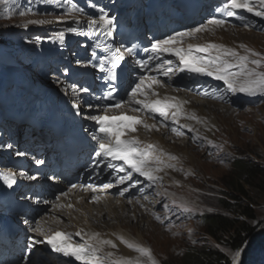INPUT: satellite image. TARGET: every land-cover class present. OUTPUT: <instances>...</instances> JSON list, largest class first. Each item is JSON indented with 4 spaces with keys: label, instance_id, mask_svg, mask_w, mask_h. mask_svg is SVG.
<instances>
[{
    "label": "snow or ice",
    "instance_id": "1",
    "mask_svg": "<svg viewBox=\"0 0 264 264\" xmlns=\"http://www.w3.org/2000/svg\"><path fill=\"white\" fill-rule=\"evenodd\" d=\"M12 0H0V6L7 7ZM31 2V0H29ZM43 3L48 5H55L62 7L66 5L64 15L66 17H76L85 15L84 9L80 8L75 3H70L69 0H64L62 5L61 0H43ZM95 7V5H90ZM238 10L250 13L252 16L264 18V0H223L221 8H217L216 12L221 13L222 17H237L241 20L244 19L239 15ZM15 13L11 9L8 10L7 18H12ZM20 17L27 15H36L30 8L20 10L18 12ZM60 19L59 17L57 18ZM52 23L48 19H29L23 25H44ZM79 24V21H76ZM227 24L225 18H218L212 16L203 23L191 27L185 31H177L174 34L168 35L166 38L158 39L151 44L150 48H144L145 53L167 54L175 57L179 64L173 68L172 60H165L163 63L169 65L166 70H163L162 64H157L155 70H163V75L171 79L173 75L180 72L188 74H198L207 76L216 81L223 82L222 93H231L233 95L242 93L246 96L264 95V55L247 48L244 44H240L238 51L236 48L226 47L219 43H204V44H191L183 47V42L187 39H195L198 34L205 32H214L216 29L224 28ZM248 25H245L247 27ZM69 33L78 35H96L97 43L96 49H101L102 53L98 54L93 51L92 60L96 61L95 64H90L97 72L102 75L98 77L107 83L108 91L103 97L97 99L111 100L113 93L117 91L115 82L120 81L124 74L128 72L126 67V57H133L136 55L135 48L118 46L114 47L112 43H106L113 37L114 33V18L110 17L103 7L98 9V18H88L87 31L80 27L69 26L66 29ZM56 39L63 44L65 39V31H60ZM150 57L148 60L137 59L135 64L139 66L141 73L149 69ZM77 63H81L77 61ZM130 90H126L127 99L116 100L112 105L103 106L98 114H88L84 118L90 119L95 124V129L92 132V139L96 142L97 148L94 152V159L100 158L107 160V168L112 169L110 175L115 180L116 185H124L129 181L128 187H124L120 192V196H124L129 191L130 187H136L140 183L139 179L134 180L136 177H142L148 181V186L156 183L161 179L157 175L163 168H173L170 163H165V157L169 161H174L175 156L168 155L156 145L148 143L144 144L138 138L129 135L137 131V126L140 125L146 130L156 129L159 130L156 123L148 124L146 119L151 115H157L162 118L160 127L164 126L163 121L169 119L173 123H178L180 118H187L197 120L195 114H185L184 102L178 100L176 97H163L155 98L158 93L153 90L154 85L162 87L163 85L155 76L141 74L135 81L129 80ZM82 92H89L90 89L82 88ZM221 91V90H217ZM72 92L75 95L77 89L72 87ZM201 95H208L207 90ZM155 98V99H153ZM224 98L223 94L220 96ZM85 103H88L85 101ZM138 106V107H136ZM88 107L93 105L88 103ZM99 108V106H96ZM72 108L77 109V115H80L79 109L81 104L78 102L72 103ZM119 110L118 115H108L111 111ZM127 113H138L139 115H130ZM187 127L180 125L179 128L173 127L172 133L176 136H183L184 133L180 129ZM189 132L193 129L188 127ZM192 139L198 141L203 137L193 134ZM209 145L215 147L212 141H207ZM17 156H25L23 152H17ZM122 162V163H113ZM44 161H37V164H43ZM123 173L124 175H118ZM23 176L24 173H21ZM27 179L37 180V175L28 176ZM3 181L7 187L11 188L16 183L11 173L3 176ZM113 187L112 182L103 183L99 188L92 183L87 185L72 184L68 192L56 196V202L53 203V209L65 207V205L58 203L61 196L67 197L69 192L74 189L81 188L83 191L92 193L104 192ZM101 199L98 195H93L90 202H97ZM145 199L147 197L145 196ZM131 202V201H129ZM43 203L48 204V200H43ZM139 203V201H137ZM68 209H72L71 203L67 204ZM184 212H191L192 209L184 204L178 205ZM160 219V217H156ZM60 223V220L56 221ZM35 227L32 231L36 234L35 239L29 238L24 255L21 258V264H44V257L49 253L47 249H42L37 245L45 244L50 246L51 253L61 254L63 257L73 258L79 264H157L153 258L151 250L142 247L138 244L126 240L122 236H117L116 239L120 244L124 245L129 250L137 253L135 258L115 257L112 251L104 252L105 247L116 249L117 245L111 239H101L100 234L96 232H89L83 229H78L75 233L65 231H48L42 226L40 220H35ZM31 227V225H30ZM43 237V239H40ZM78 237L79 240H76ZM244 246L232 250L229 255L231 256V264H240V258Z\"/></svg>",
    "mask_w": 264,
    "mask_h": 264
},
{
    "label": "rangeland",
    "instance_id": "2",
    "mask_svg": "<svg viewBox=\"0 0 264 264\" xmlns=\"http://www.w3.org/2000/svg\"><path fill=\"white\" fill-rule=\"evenodd\" d=\"M9 9L15 13L10 19L7 18ZM20 10H22L21 0H12L7 7L0 6V15H2L0 17V35L4 41L8 42L12 51L17 53V58L35 53L42 46L45 47L44 40L48 34L62 23L61 21L54 22L53 16L49 15L36 14L20 17L18 14ZM29 19H48L52 23L24 27L23 25ZM55 23L59 24L55 25ZM237 29L242 30V34L248 35L250 40L255 41L254 51L264 55V35L245 28H232L231 32H237ZM1 54L2 50H0ZM14 59L9 63V67L14 64L13 61L15 63L24 62ZM25 63L11 66L10 69L15 73L29 71V67ZM23 68L24 70H22ZM19 74L16 73V76ZM9 87L13 90L14 84L8 83L7 88ZM259 96L262 97L258 105L247 106L245 103H236L229 106L219 104L221 107L216 108L206 106L210 113V126L206 129L200 127L194 129L200 137H203L202 144L194 146L187 140H183L185 145L182 152L188 149L189 155L194 158L195 165L193 164L192 174L187 172V167L177 164L178 169L175 170V174L165 171L164 175H161L162 179L157 188L159 195L156 200L157 205L161 207L164 202L175 206L184 204L197 214L195 220L181 226L164 227L154 223L147 215V211H142L134 205L121 203L119 208L123 209L116 210L117 208H115L106 223L108 225L111 222L115 223L118 227L117 230L127 231L125 233L131 237L130 242L150 249L157 264H181L187 251L191 252L193 249L199 248L216 249L231 264L229 255L231 250L227 244V237L217 241L208 235L207 225L203 218L205 215L221 214L234 217L238 221H244L245 218L238 217L236 214L231 215L223 209L221 201L225 200L228 203L234 202L236 206L248 205L252 209V227L255 232L247 238L245 241L247 244L252 237L264 231V189L260 188L256 182L254 186H247L244 181H240L239 185L236 184V179L239 176L237 168L239 163L259 168L264 167V95ZM162 137L167 146L171 142L173 143L168 139V136L166 137V134H163ZM207 141H212L215 147L209 145ZM174 164L176 165V162ZM166 169L168 170V168ZM111 231L110 225L107 234ZM117 242L119 243L118 240ZM122 249H126L133 258L138 255L120 243L116 249L109 248L110 251L113 250L115 257L121 256ZM246 257L248 258V256Z\"/></svg>",
    "mask_w": 264,
    "mask_h": 264
},
{
    "label": "bare ground",
    "instance_id": "3",
    "mask_svg": "<svg viewBox=\"0 0 264 264\" xmlns=\"http://www.w3.org/2000/svg\"><path fill=\"white\" fill-rule=\"evenodd\" d=\"M56 24L59 23H55V25ZM63 27L64 26L62 25V23H60V26L56 27V30L59 32L63 31ZM231 29L232 28L225 26L224 28L216 29L214 32L211 33L205 32L199 34L196 41H191L189 43L191 44H201V43L203 44L208 42L219 43L225 45L226 47L236 48L238 51H241V53L242 50H240L238 46L240 44H244L247 48L253 50V47L255 46L254 40L252 39L250 40L249 37H247L248 35L242 34L243 32L242 30L240 31L237 29V32H233L234 33L233 34L231 32ZM159 87L160 86L154 85L153 90H161L159 89ZM161 91L163 93H167L170 95H176L183 102L184 101L189 102L187 108H185L184 111L185 114H195V116L198 119L193 120V119L182 118V124L187 126L185 127L186 129L190 127L193 129V131L198 127H200L201 129H206L208 126H210V117H209L210 113L207 111L206 106L215 107V108L221 107L219 104L217 105L216 103H212L211 101L194 98L192 95L187 93H181V92L173 93V91L170 90H161ZM2 98L3 101H5L8 97H2ZM18 99L20 101L15 100L11 102L9 105L14 110L17 109L22 110L26 107H30V105L33 103L32 100H34L35 97H27L24 99H22L21 97ZM33 107L34 105L31 108ZM163 134L166 133L164 131L139 133V136L145 142H153L157 144L158 147L162 149L165 153L171 156H175L177 158L174 161H169L165 157V163L173 164L174 167L168 168V170L164 169L161 175H164L165 171H167V173L172 172L173 174H175L176 173L175 170L178 169L177 164L181 165V167H187V172H189V174H192L193 166L195 165L194 164L195 162H194V158L189 155L188 149L182 152L185 145L183 141L184 138H178L176 140L170 138V140H173V143L171 142L172 144L170 143L169 146H167L162 137ZM33 135H35V133ZM169 150L171 151L170 153ZM175 162L176 165L174 164ZM54 184L55 182L52 183L51 185H48L47 188L50 189L51 187H54ZM62 193H64V191H61L60 193H58V195H61ZM55 198L56 196L48 199L49 203L45 204L46 206L41 210L39 216L37 217V219L41 221V224L45 228V230L52 231L56 228H65L71 230L83 229L89 232H96L100 234L101 239H111L114 243H116L118 247H119V243L116 240L117 236H122L126 240L131 241V237L128 236L127 233H125L127 231L126 230L122 231L121 229L120 232L119 230H117L118 227L116 226V224L112 222L110 223L112 231L109 234H107V232H109L110 225H108L106 221L110 219L111 213L115 211V208H117L116 210L123 209V208L122 209L119 208V204L122 203L125 205H129L125 201L123 200L114 201L112 199H106L102 203H91L88 202L89 191L85 192L81 188H77L69 192L67 197L61 196V200L58 203L65 205V207L59 209H53L52 207L53 203H57ZM69 203L73 205L72 209H68L66 207V205ZM123 211L126 212V210ZM119 217L122 218L123 216H119ZM57 220H60L61 222L57 223L56 222ZM34 222L31 224V229H30L31 233H34L32 231V228L35 227ZM118 222H120V220H118ZM108 251H110L109 247H105L104 252L106 253ZM111 251L113 252V250ZM246 256H248V258ZM120 257L130 258V259L133 258V256L129 254L126 249L121 250ZM240 264H264V231L252 237L251 241L246 245V247H244V251L242 252V256L240 258Z\"/></svg>",
    "mask_w": 264,
    "mask_h": 264
},
{
    "label": "trees",
    "instance_id": "4",
    "mask_svg": "<svg viewBox=\"0 0 264 264\" xmlns=\"http://www.w3.org/2000/svg\"><path fill=\"white\" fill-rule=\"evenodd\" d=\"M239 176L236 179V184L244 181L247 186H254L255 182L260 188L264 189V167L239 163L237 166ZM232 188H235L232 186ZM236 190V188H235ZM235 199V198H232ZM222 207L231 215H238V217L245 218L244 221H238L234 217L214 214L205 215L204 222L207 225V234L217 241L221 238L227 237V244L230 250H235L244 245L248 237L254 234L255 229L252 227V209L246 206L234 205V202L228 203L222 200ZM181 264H229L228 259L218 250L210 248L193 249L182 258Z\"/></svg>",
    "mask_w": 264,
    "mask_h": 264
}]
</instances>
